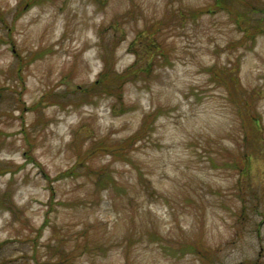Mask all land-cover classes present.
I'll return each mask as SVG.
<instances>
[{
  "label": "rangeland",
  "instance_id": "rangeland-1",
  "mask_svg": "<svg viewBox=\"0 0 264 264\" xmlns=\"http://www.w3.org/2000/svg\"><path fill=\"white\" fill-rule=\"evenodd\" d=\"M226 1L0 0V264H264V0Z\"/></svg>",
  "mask_w": 264,
  "mask_h": 264
},
{
  "label": "trees",
  "instance_id": "trees-1",
  "mask_svg": "<svg viewBox=\"0 0 264 264\" xmlns=\"http://www.w3.org/2000/svg\"><path fill=\"white\" fill-rule=\"evenodd\" d=\"M229 1H230V0H228V1H226V2L228 3ZM254 31H255V30H254ZM254 31H253V32H254ZM96 84H99V81H97L94 85H96Z\"/></svg>",
  "mask_w": 264,
  "mask_h": 264
}]
</instances>
